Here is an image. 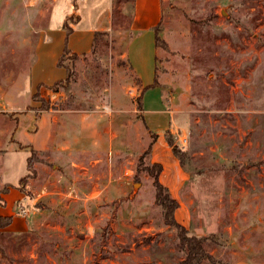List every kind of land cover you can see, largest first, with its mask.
<instances>
[{
    "label": "rangeland",
    "instance_id": "obj_1",
    "mask_svg": "<svg viewBox=\"0 0 264 264\" xmlns=\"http://www.w3.org/2000/svg\"><path fill=\"white\" fill-rule=\"evenodd\" d=\"M91 1L103 10L108 0ZM72 5L0 0V189H18L27 173L31 152L11 141L34 132L40 115L51 132L29 181L27 231L0 230L12 260L0 254V264H179L178 231L164 223L153 177L137 172L154 134L124 57L132 0H117L109 31L87 57L65 60L74 77L54 89L67 77L52 53L70 50L58 28L80 11ZM86 6L79 28L95 25ZM158 29L157 72L190 119L179 142L188 236L208 238L222 264H264V0H163ZM146 99L158 102L157 92Z\"/></svg>",
    "mask_w": 264,
    "mask_h": 264
},
{
    "label": "crops",
    "instance_id": "obj_2",
    "mask_svg": "<svg viewBox=\"0 0 264 264\" xmlns=\"http://www.w3.org/2000/svg\"><path fill=\"white\" fill-rule=\"evenodd\" d=\"M70 1L74 6L76 4V7L78 6V8H80V11L73 13L72 10L68 12L64 17L65 19L63 25H61L62 27H59L58 31L62 40L64 39V44H69L71 53L77 55V58L80 59V57H87L93 52L95 38L98 35L109 31L110 27H108V24H111V18L117 0H108L103 10L91 0ZM84 5H87L86 10L89 11L93 18L94 27L79 28L83 23L82 12L84 10ZM132 6V20L129 28L131 39L124 57L136 78L137 84H139L137 88L140 89L141 92L143 89L149 88L143 94L144 99H142L144 102L142 112L149 131L157 135V140L150 154V163L160 164L163 167V171L159 176V181L180 204V207L175 212L177 221L185 228H189L191 214L181 201V196L183 190L189 183L190 177L179 159L175 157L165 137L167 131H172L175 139H177L176 143L178 145H180L179 142L183 143L185 131L189 127V114L177 106V97L174 93H170V90L166 88V80L159 76L157 72L159 49L156 46V29L157 27L159 28L163 19V0H132ZM73 16H76L75 22H68V26L72 31L68 37L65 24L67 19ZM51 41L49 35L46 34L42 43L48 44ZM39 50L40 47L38 51ZM61 56L60 53H52V57L57 61L58 65L62 58ZM156 79H158V85L154 86ZM154 92H157L158 102H156V100L154 102H147L146 97H148V94ZM44 112L48 111L40 113L43 114ZM39 117L34 132L27 131L26 133L20 134L17 140L13 139L11 141V144L17 149L19 146H31L40 158V154L46 153L50 149L51 132L47 127L46 118L42 115ZM0 150L4 149L0 148ZM5 153L6 152L0 157H3ZM40 159L43 163L36 164H46L45 160L42 158ZM35 169L37 172L36 166ZM26 171L27 173L23 177L28 174V161ZM23 177L19 180L18 189L15 190L10 187L9 192L0 194V203H3L0 205V216H12L13 218L11 225L2 229L8 233L20 234L23 231H27V221L30 216L29 207L31 203L28 194L31 185L30 182H28L21 186L20 182ZM32 180L34 179L30 181ZM6 186L11 185L7 184ZM21 202H23L25 212L15 214V208L19 203L21 204Z\"/></svg>",
    "mask_w": 264,
    "mask_h": 264
},
{
    "label": "trees",
    "instance_id": "obj_3",
    "mask_svg": "<svg viewBox=\"0 0 264 264\" xmlns=\"http://www.w3.org/2000/svg\"><path fill=\"white\" fill-rule=\"evenodd\" d=\"M76 8V4H75ZM74 16L67 19V22L65 24V28L67 29V35L72 33L71 29L69 28V21H73ZM159 29L157 27L156 29V46L159 47L160 44V36H159ZM97 41V37L95 38V43ZM95 47V45H94ZM94 50V48H93ZM75 60L78 56L75 54H72L70 50L66 49L64 56L59 61V66L65 67L67 70V77L64 80H61L57 83H55L50 88H56L61 85H67L71 82L72 78L74 77V65L71 68L70 66H67L65 63V60L67 58ZM158 85V79L155 80L154 86ZM43 88L41 86H38V92L40 89ZM149 88H145L142 90L141 95L138 99V104L141 110H143V94L146 90ZM38 92L34 95V100L41 103L40 110L41 111H48L50 109V106L45 102V100L40 99ZM165 137L167 140V143L172 148L173 153L177 159L182 164V152L180 149V145L177 143H174L173 138L171 137V134L169 131L165 133ZM157 140V135L154 134L153 141L148 146L146 151L142 154L140 157L137 172L144 171L151 177H153L154 181V187H155V195H156V203L162 208L163 211V218L164 223L166 226H168L171 229H174L178 231V238L180 243V249L181 251H185L186 253V259H184L179 264H200L203 261L207 260L210 264H222L219 260L215 259V257L207 250L206 243L209 240L208 238H198L196 236H188V230L182 226L175 217L176 210L180 207L179 202L174 199L169 190L163 186L159 181V176L163 171V167L160 164H147L145 162V159L151 154L152 147L154 143ZM19 148L28 149L31 152L30 158L28 160V174L23 177V179L20 182V185L23 186L24 184L28 183L31 179L36 178L37 172L35 169L36 163H43V161L39 158L37 155V152L31 147V146H19ZM5 152V150H0V156ZM183 165V164H182ZM11 186H5L2 190H0V194H5L9 192ZM3 203H0L2 205ZM13 221L12 216H0V230L7 228L9 225H11ZM0 254L2 255L3 259L8 260L11 263V259L8 258L4 252L0 249Z\"/></svg>",
    "mask_w": 264,
    "mask_h": 264
},
{
    "label": "built area",
    "instance_id": "obj_4",
    "mask_svg": "<svg viewBox=\"0 0 264 264\" xmlns=\"http://www.w3.org/2000/svg\"><path fill=\"white\" fill-rule=\"evenodd\" d=\"M186 142H187V140L184 139V140H183V143L185 144ZM21 210H22V213L25 212L24 208H21Z\"/></svg>",
    "mask_w": 264,
    "mask_h": 264
}]
</instances>
